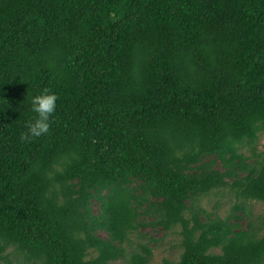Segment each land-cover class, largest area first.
<instances>
[{
    "label": "trees",
    "instance_id": "1",
    "mask_svg": "<svg viewBox=\"0 0 264 264\" xmlns=\"http://www.w3.org/2000/svg\"><path fill=\"white\" fill-rule=\"evenodd\" d=\"M260 133L264 0H0V264H264Z\"/></svg>",
    "mask_w": 264,
    "mask_h": 264
},
{
    "label": "rangeland",
    "instance_id": "2",
    "mask_svg": "<svg viewBox=\"0 0 264 264\" xmlns=\"http://www.w3.org/2000/svg\"><path fill=\"white\" fill-rule=\"evenodd\" d=\"M256 150H264V133H260L259 137L254 144ZM241 151L245 154H250L248 145H243ZM254 159V158H253ZM233 195H228L225 189L213 191L208 194L206 198H201L200 202L202 206L208 212H215L224 217L230 210L232 203L234 202ZM247 212L246 216L242 217L241 224L246 225L249 218L254 219V216L258 213H264V204L258 201H249L245 206ZM140 232L146 233L141 242L148 241V237L154 238L155 241H148V246L151 247L152 254L148 264H163L164 260H174L179 254V248L177 246L178 236L174 231L163 233L162 231H153L147 227ZM136 234L132 236L134 238ZM109 264H121L119 261Z\"/></svg>",
    "mask_w": 264,
    "mask_h": 264
},
{
    "label": "clouds",
    "instance_id": "3",
    "mask_svg": "<svg viewBox=\"0 0 264 264\" xmlns=\"http://www.w3.org/2000/svg\"><path fill=\"white\" fill-rule=\"evenodd\" d=\"M31 118L26 122V132L23 136H39L46 133L50 124V116L56 108V94L48 88H43L29 97Z\"/></svg>",
    "mask_w": 264,
    "mask_h": 264
}]
</instances>
